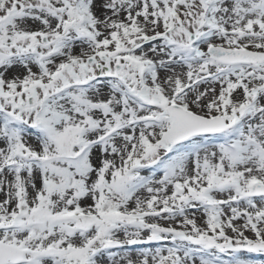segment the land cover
I'll use <instances>...</instances> for the list:
<instances>
[{"label": "snow or ice", "instance_id": "snow-or-ice-1", "mask_svg": "<svg viewBox=\"0 0 264 264\" xmlns=\"http://www.w3.org/2000/svg\"><path fill=\"white\" fill-rule=\"evenodd\" d=\"M264 0H0V264H259Z\"/></svg>", "mask_w": 264, "mask_h": 264}, {"label": "bare ground", "instance_id": "bare-ground-1", "mask_svg": "<svg viewBox=\"0 0 264 264\" xmlns=\"http://www.w3.org/2000/svg\"><path fill=\"white\" fill-rule=\"evenodd\" d=\"M252 259H255L256 261L259 262V264H264V256H253V257H250Z\"/></svg>", "mask_w": 264, "mask_h": 264}]
</instances>
